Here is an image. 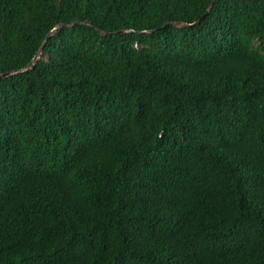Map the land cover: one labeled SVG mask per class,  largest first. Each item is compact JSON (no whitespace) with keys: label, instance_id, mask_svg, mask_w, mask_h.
Segmentation results:
<instances>
[{"label":"trees","instance_id":"obj_1","mask_svg":"<svg viewBox=\"0 0 264 264\" xmlns=\"http://www.w3.org/2000/svg\"><path fill=\"white\" fill-rule=\"evenodd\" d=\"M211 1L0 0V264H264V0Z\"/></svg>","mask_w":264,"mask_h":264},{"label":"snow or ice","instance_id":"obj_2","mask_svg":"<svg viewBox=\"0 0 264 264\" xmlns=\"http://www.w3.org/2000/svg\"><path fill=\"white\" fill-rule=\"evenodd\" d=\"M39 57H37V62H39ZM3 79V74H0V80ZM66 107V105H65ZM264 109V105L261 106ZM63 115V112L60 113ZM53 115L56 116V113L53 112ZM59 119V116L56 117ZM219 126L223 130V147L232 148L236 144H240L243 148L248 149V156L254 162L255 157L253 155V149H249L247 144H244V140L246 138V134L251 131L253 127L257 124L264 127V110L261 111H250L246 117L236 118L233 117L232 121L225 117L224 119L219 120ZM261 160L264 161V148H262L261 152ZM262 167H264V163H262ZM3 174L0 173V206L3 205L5 198V190L3 188ZM52 179H55L54 177ZM253 179H255L253 177ZM11 184V181H9ZM261 198L264 199V193L261 194ZM175 204V201L172 202ZM120 212L123 213L126 209H128L129 205L126 200L122 199L120 202ZM125 236L127 237L128 244L126 246H119V251L116 253V258L114 260V264H140V256L136 251L137 238L142 237L144 235V230L140 226L139 221L131 222L129 225L124 226ZM179 264V258H178Z\"/></svg>","mask_w":264,"mask_h":264},{"label":"water","instance_id":"obj_3","mask_svg":"<svg viewBox=\"0 0 264 264\" xmlns=\"http://www.w3.org/2000/svg\"><path fill=\"white\" fill-rule=\"evenodd\" d=\"M214 2H215V0H212L211 3L209 4L208 9H207V13H209V12L211 11V9H212V7H213V5H214ZM201 18H202V17H201ZM200 20H201V19H199V20L196 21V22H199ZM63 25H65V24H63ZM60 26H61V25H60ZM56 30H57V28L53 29V30L51 31V33H54ZM118 32H122V31H118ZM102 33L107 34L108 32H102ZM39 56H40V53H37L36 56H35L34 61H32V62L29 64V66H33V65L36 63V59H37V57H39ZM6 74H7V73H5L4 75H6Z\"/></svg>","mask_w":264,"mask_h":264}]
</instances>
